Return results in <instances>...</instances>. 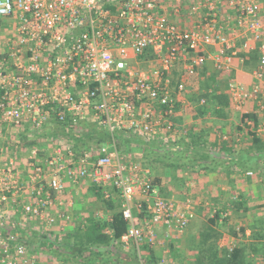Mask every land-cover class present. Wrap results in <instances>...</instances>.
<instances>
[{
	"label": "built area",
	"instance_id": "2783aa9c",
	"mask_svg": "<svg viewBox=\"0 0 264 264\" xmlns=\"http://www.w3.org/2000/svg\"><path fill=\"white\" fill-rule=\"evenodd\" d=\"M112 1L0 0V21L11 27L0 59V139L22 134L53 146L47 155L28 150L27 185L18 180L15 160L2 161L0 148V264H32L22 233L28 222H55L53 212L69 205L65 181L88 180L104 199L117 196L127 224L124 245L160 247L182 235L195 217L192 201L163 197L147 168L123 160L116 135L152 141L171 131L173 93L185 87L179 82L172 91L168 73L180 63L185 74L195 75L205 62L204 45L217 47V70L229 68L235 47L219 24L222 4L235 12L234 32L261 43L258 72H264V19L257 0H193L189 13L197 23L187 30L167 15L165 2L171 0ZM129 55L150 68L130 67ZM226 86L236 109L253 100L264 111L258 89L234 79ZM246 124L255 133L264 131L263 122ZM92 127L109 140L80 144L92 142ZM25 195L28 201L20 203ZM9 206L20 207L19 221ZM57 214L69 219L67 212Z\"/></svg>",
	"mask_w": 264,
	"mask_h": 264
},
{
	"label": "crops",
	"instance_id": "0c3cea01",
	"mask_svg": "<svg viewBox=\"0 0 264 264\" xmlns=\"http://www.w3.org/2000/svg\"><path fill=\"white\" fill-rule=\"evenodd\" d=\"M166 2L165 10L171 21L186 30L196 25L195 17L189 13L193 0H182V2L180 0L179 4L172 0ZM257 2L261 8V18L264 19V0ZM234 19V10L222 4L219 24L225 36L234 42L235 47V54L227 70L220 71L215 68L213 57L217 47L204 45L200 53L205 56V62L195 75L185 74L180 63L168 73L172 91L179 82L184 84L185 89L179 94L173 93L175 106L170 118L172 129L158 140H161L167 154L170 155L166 165L157 168L154 166L151 172L144 163L133 160L149 170L161 194L168 192L167 198L179 203L189 199L193 203L195 217L189 222L182 235L163 246L147 247L162 264H194L195 246L203 239H207L208 244L214 242L219 255L222 254L223 249L241 247L251 264H264V209L261 208L264 205V160L262 159L264 131L255 133L254 128L243 121V115L246 114L250 115L247 120L252 121L254 126L264 123V111H261L260 104L253 100L244 102L240 109H236L226 86L229 80L234 79L248 90L258 89L260 97L264 99V72H258L261 43L253 41L248 34L234 32ZM243 43L248 44L247 49H242ZM128 62L132 68L141 67L147 70L150 68V64L136 63L132 55H129ZM202 99L205 101L204 104L200 103ZM250 132L254 133L259 143L252 139ZM18 136L21 138L18 143H24L23 147L14 148L18 144L10 141L11 139H0V145L3 146L0 147L1 159L15 160L18 180L22 185H27L28 150L35 147L41 154L47 155L50 154L53 146L43 139H32L22 134ZM137 138L144 144L157 141H145L139 135ZM6 141L12 142L7 146V150L4 146ZM87 145L95 147L93 141ZM172 153L174 155H171ZM121 157L123 158L122 155ZM246 172H251L252 175H246ZM78 186L86 187L82 191V197L79 196ZM91 188L92 185L88 180H82L76 185L65 181L64 199L69 205L53 212L57 217L55 222L50 227L43 223L39 224L38 221L27 223L30 228L27 232H23L22 236L29 262L108 264L105 258L92 257L95 254H90L91 251L88 249L90 243L84 238V229L78 230L90 217L107 219L109 215V210L101 201L99 202L104 207L101 213L91 211V208L92 210L95 208L92 200L98 201ZM83 192L88 194L90 200H84ZM115 196L114 194L113 197ZM27 197L25 195L19 202H27ZM8 208L11 218L16 222L19 221L20 207ZM57 212H67L69 219L59 218ZM262 222L263 226L260 229ZM106 233L109 234V231L106 230ZM258 234H261L262 239L257 240ZM120 243L125 251L132 244L129 242L128 245H124L121 241ZM83 245L87 250L83 249L79 253L78 246ZM139 249L140 247L136 248V251L143 255L144 252ZM97 250L105 252L101 246H98Z\"/></svg>",
	"mask_w": 264,
	"mask_h": 264
},
{
	"label": "trees",
	"instance_id": "16d2710c",
	"mask_svg": "<svg viewBox=\"0 0 264 264\" xmlns=\"http://www.w3.org/2000/svg\"><path fill=\"white\" fill-rule=\"evenodd\" d=\"M250 117V115H243V121H247V119ZM252 119L255 120V117L251 115ZM256 121V120H255ZM92 134L90 135V141H93L95 146L101 145L109 140L110 136L104 132L95 129L94 127L91 128ZM252 139L259 143L258 139L254 137V133L250 132ZM19 138V136H17ZM16 137V139H17ZM116 138L118 139V149L119 147L123 146L126 147L127 151L129 148L133 145L139 147L140 145L144 146L142 147L141 151H144L146 153V158L148 157L147 161H152V159L155 158V161L163 162V164L168 162V158L170 155L167 154V150H165V145L162 144L161 140L144 144L142 141H140L137 138V135H132V137L128 136L125 137L124 135H116ZM21 140V138H20ZM78 142L82 145H87L88 142H82V140H78ZM17 147L19 146L23 147L24 143H17ZM158 149H161L163 154L158 156H153V152ZM178 151H176L177 153ZM171 153V152H170ZM163 155V156H162ZM171 155H174L172 153ZM157 157V158H156ZM264 160V157H262ZM147 168L150 169V171H153L152 166H147ZM94 197L101 201L105 207L109 210L108 218L106 219H93L94 217H90L87 220V223L85 225L78 228V230H83L84 238L88 239V249L91 251L90 254L94 253L92 257L96 259H103L105 258L108 262V264H162L160 260L156 259L151 250H149L146 246L140 247V251L142 250L144 254H140V252L136 251V248L133 244H130V248L125 251L122 248V245L120 243V238L125 234L127 229V224L123 220L121 211H120V201L119 199L113 195L109 199H104L102 196L101 189L97 188L96 186H92L91 188ZM165 194H160L163 197H168V192H164ZM114 198V199H113ZM118 200H117V199ZM119 201V203H118ZM261 208L264 209V205L261 206ZM217 217V216H216ZM263 226V222L260 223V229ZM106 230L109 231V234L106 233ZM262 231V230H261ZM258 239L261 238V234H258ZM98 246H101L105 249V252H100V250H97ZM78 251L81 253L83 249L87 250V248L83 246H78ZM93 248V249H92ZM108 248V250H107ZM196 255H195V262L194 264H251L252 262L247 258V256L244 254L243 249L241 247H233L230 250L223 249V252L221 255L218 254L217 248L213 243L207 242V239H203L201 242L196 244ZM107 250V251H106Z\"/></svg>",
	"mask_w": 264,
	"mask_h": 264
},
{
	"label": "rangeland",
	"instance_id": "374dc122",
	"mask_svg": "<svg viewBox=\"0 0 264 264\" xmlns=\"http://www.w3.org/2000/svg\"><path fill=\"white\" fill-rule=\"evenodd\" d=\"M10 28L11 27H10L9 21H0V59H1L2 55H3V53L6 51V47H5L4 44H5V41L7 39V35L9 33V31H10ZM131 136L132 135H130V137ZM10 141H12V142L17 144L20 141V138L19 139L18 138L17 139L16 138L15 139H11ZM10 141H6L5 145L2 144V145L5 146L6 150H7V146H10V144H12V142H10ZM7 142H8V144H7ZM0 147H3V146L0 145ZM141 149H142L141 147H137V146L133 147V145L129 148L128 151H127L126 147H123V146L119 147L120 155H122L123 158L126 159V160L139 161L141 163H144V165L152 166V167L155 166L156 168L158 166H165L166 165V162L163 164V162L155 161V158L152 159V161H147L148 157L146 158V156H145L146 153H144V151H141ZM153 153H154L153 156H156V154L158 156L163 154L161 149H158L157 151L155 150ZM78 187H80V190H79L80 191V195L79 196L82 197V191H83V189L85 190L86 187L85 186H78ZM89 193L91 194L92 192H89ZM83 195H84V200L89 199L88 194H85V192H83ZM92 204L94 205L95 208H94V210H92V208H91V211H94V212L100 214L101 213L100 212L101 209L102 208L104 209L103 204L101 202H99V201H93L92 200Z\"/></svg>",
	"mask_w": 264,
	"mask_h": 264
}]
</instances>
